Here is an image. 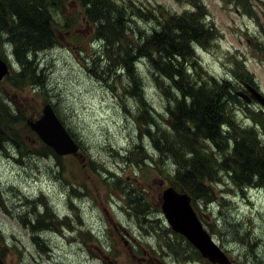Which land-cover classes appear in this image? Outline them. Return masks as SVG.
Wrapping results in <instances>:
<instances>
[{
    "label": "rangeland",
    "instance_id": "1",
    "mask_svg": "<svg viewBox=\"0 0 264 264\" xmlns=\"http://www.w3.org/2000/svg\"><path fill=\"white\" fill-rule=\"evenodd\" d=\"M132 1L146 14L128 8L125 47L144 43L160 28L163 18L153 13L166 18L195 7L187 0ZM64 2L55 15L54 46L31 54L33 79L16 77L22 66L0 39V56L10 66L0 80V119L6 112L20 116L11 118L6 133L18 135L20 146L0 141V264H214L162 211L164 189L175 187L179 169L186 168L156 145L165 146L164 134L177 138L168 113L181 99L176 84L148 57L135 64L136 83L116 56L119 43L107 45V34L97 33L78 0ZM197 2L214 38L206 47L193 43L189 78L213 76L236 90L247 89L245 82L264 95V0ZM138 88L145 103L134 95ZM241 101L230 110L235 122L254 129L264 144V128L249 112L264 108ZM47 103L79 144L77 153L44 154L47 144L27 120L40 118ZM201 142L206 157L195 166L215 165L217 175L206 180L208 200L196 198L195 209L231 264H264V186L236 183L224 165L233 140ZM186 150L192 158L189 145Z\"/></svg>",
    "mask_w": 264,
    "mask_h": 264
},
{
    "label": "trees",
    "instance_id": "2",
    "mask_svg": "<svg viewBox=\"0 0 264 264\" xmlns=\"http://www.w3.org/2000/svg\"><path fill=\"white\" fill-rule=\"evenodd\" d=\"M64 1L0 0V39L6 40L13 47V55L22 66V70L16 73V77L21 80L33 79L37 72V69L33 68L35 64L31 54L54 46L55 15L57 12H63ZM78 1L85 7L87 16L96 23L97 33L101 36L107 34V45L116 41L119 43L116 56L122 57L123 68L136 83L139 74L135 64L139 59L148 57L157 71L176 84L181 99L174 107L169 106L168 113L170 125L177 138H168L169 136L164 134L165 146L157 141L156 145L161 150L171 152L180 166L186 165V168L179 169L177 174L179 181L175 187L178 190L187 191L193 204L200 196L208 200L209 187L205 185L206 180L216 177L217 169L215 165H210L209 169L197 170L195 162L206 157L199 150L202 140L219 144L227 139L233 140L232 153L226 157L224 165L234 171L236 183L242 187L264 186V144L254 129L240 128L230 111L237 103L245 104L241 101L243 98L228 80H218L213 76L196 80L189 78L186 64L193 57V43L206 47L214 38V29L204 21L202 6L197 0H187L190 4V1H194V10L181 14H170L165 18L163 14L153 13L154 17L163 18L160 28L154 29L144 43L128 42L127 47L124 46L127 43V36L123 32L127 26L124 17L128 8L134 9L135 15L145 16L146 12L142 11V8L136 6L132 0H128L126 4H119L116 0ZM134 95H138L140 101L145 103L142 88H138ZM249 112L253 113L254 118L264 128V112ZM11 118L20 120V116L7 112L6 117L0 119V129L3 128L0 130V141L20 146L18 135L9 137L6 134L11 132ZM25 119L23 117L22 122ZM22 122L17 121L18 124ZM226 124L228 128L224 129ZM187 145L192 153L190 159L186 157ZM2 147L1 144L0 148ZM43 150L44 154L55 153L48 145H45ZM178 150L183 152L182 157ZM232 158L234 164L230 163Z\"/></svg>",
    "mask_w": 264,
    "mask_h": 264
},
{
    "label": "water",
    "instance_id": "3",
    "mask_svg": "<svg viewBox=\"0 0 264 264\" xmlns=\"http://www.w3.org/2000/svg\"><path fill=\"white\" fill-rule=\"evenodd\" d=\"M10 74V66L0 57V80ZM249 94L243 91L237 93L250 103L256 101L264 108V95L258 88L246 83ZM45 144L59 155L74 154L79 151V144L67 130L56 114L53 106L47 103L43 106L42 115L38 119L27 120ZM162 210L170 226L184 235L202 254L214 264H231V260L204 227L197 211L192 205V198L185 192L169 186L163 191Z\"/></svg>",
    "mask_w": 264,
    "mask_h": 264
},
{
    "label": "flooded vegetation",
    "instance_id": "4",
    "mask_svg": "<svg viewBox=\"0 0 264 264\" xmlns=\"http://www.w3.org/2000/svg\"><path fill=\"white\" fill-rule=\"evenodd\" d=\"M244 83H245V82H244ZM243 91H244L245 93L249 94V91H248V90L245 89V90H243Z\"/></svg>",
    "mask_w": 264,
    "mask_h": 264
}]
</instances>
